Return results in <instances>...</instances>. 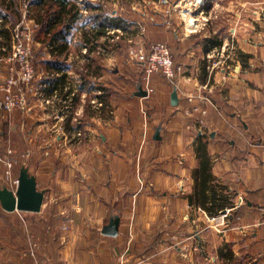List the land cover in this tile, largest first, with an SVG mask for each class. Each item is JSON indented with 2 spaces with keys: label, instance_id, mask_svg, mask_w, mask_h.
Listing matches in <instances>:
<instances>
[{
  "label": "crops",
  "instance_id": "obj_1",
  "mask_svg": "<svg viewBox=\"0 0 264 264\" xmlns=\"http://www.w3.org/2000/svg\"><path fill=\"white\" fill-rule=\"evenodd\" d=\"M203 1L212 9L223 4L238 11L232 17L234 28L222 33L207 28L206 35H198L207 24L210 27L209 17L201 25L196 23L197 30H189L185 19L172 20L178 12L176 5L161 15L163 19L151 16L139 27L143 42L170 45L175 63L183 68L177 87L161 75L147 77L130 59L129 45L125 48L120 43V49L110 51L116 53L115 58L100 56L101 72L91 76V81L106 88L104 97L112 115H90L82 99L76 111L79 118L71 117L73 124L75 119L84 121L88 137L82 150L70 144L65 152L72 154L54 156L49 176L42 168L27 167L39 190L46 191V199L70 197L60 215L72 212L73 228L78 213L84 210L89 216L81 226L92 231L79 235L76 228L68 241L57 238L66 242L59 264H199L198 245L205 254L206 249L212 252L222 247L220 251L228 244L238 259L264 264V14L244 18L240 11L263 7L264 0ZM158 4L163 6L161 0ZM224 46L230 55L227 65H223L224 56L202 65L207 53ZM113 59L117 64L111 69ZM139 87L147 92L145 97L137 95ZM174 90L179 100L176 107L171 100ZM158 127L162 139L156 141ZM55 136V149H65L64 137ZM201 137L208 141L213 185L233 202L226 208L229 214L224 209L210 216L191 203ZM64 166L69 167L67 171ZM42 213L44 208L38 214ZM117 213L121 216L119 235H104L103 226ZM207 219L216 222L219 234L205 226Z\"/></svg>",
  "mask_w": 264,
  "mask_h": 264
},
{
  "label": "rangeland",
  "instance_id": "obj_2",
  "mask_svg": "<svg viewBox=\"0 0 264 264\" xmlns=\"http://www.w3.org/2000/svg\"><path fill=\"white\" fill-rule=\"evenodd\" d=\"M71 1L79 3V0ZM85 1L90 2L92 5H98L99 3L107 10L109 15L114 14L116 17H123L127 27L124 30L122 29L119 37L116 38L115 36L116 40L114 42L110 41L111 44H107V47L103 46V41H105L103 37L100 38V41L90 44V38L86 36L85 32L93 33L95 24L91 22L89 15L84 16L81 14L83 17L75 22L68 36V40L71 41L67 61L70 66L68 69L70 75H68L64 93L69 95L75 92L74 95H70L71 99H66L67 95L65 94L55 97L53 96L54 93L50 95L47 92V89L52 85L48 86L49 83L46 82L53 74L46 70L44 62L49 61L53 56L50 55L49 48L35 39L39 26L31 17L33 9L30 2L23 0L20 3L21 21L16 22L13 26V19H11L6 25L12 28V45L10 48L7 44L0 48V158L2 159V162H0V188L13 189L22 166H29V168L31 166L35 171L42 168V171L49 176L53 171L52 159L54 156L67 157L68 153L72 154V151L65 152L70 144L82 150L83 143L88 135L83 133L82 137H78L75 132L79 130L85 132V128L82 126L84 121L83 119L82 121L75 119L73 124L71 118L72 116L79 118L76 111L82 105V99L88 106L90 115L99 114V117L103 118H109L112 115L107 96H102L105 105L98 109L90 102L95 96V91L89 94V88L93 86L97 89L100 84L98 81L96 83L89 81L88 85L83 83L82 77L87 72L86 67L90 62L100 59L101 55L115 58L116 55L114 54L116 53L112 54V52L119 48L120 43L127 48L130 45V38L134 43H141L143 38L139 35V27L144 21H147L146 19L155 16V18L161 20L163 14L176 5L177 9L175 10H178L179 13L176 12L172 20L181 22L182 19H185L187 22H183L184 26H186L185 23L190 21V18H194L201 25L205 22L203 18L209 17L210 27L207 24L204 29L197 31L198 35H206L204 30H207V28L214 29L218 33L229 32L231 28H234L232 17L238 12L234 11L235 9L224 8L223 4L221 5L222 8L215 7L212 9V6L207 4L206 1L199 8L196 0H170L171 4L163 6L157 5L159 0ZM186 4H189V6ZM158 9L159 11L156 12ZM190 9L193 14L187 13ZM240 11L244 18L263 17L264 6L260 8H241ZM254 11H257L258 14L255 15ZM197 29L194 27L192 30ZM180 32L182 31L180 30ZM90 47L94 50L89 59L85 56L89 53ZM214 60L218 61L219 59L214 58ZM113 61L115 66L110 65L111 69H114L117 64L115 59ZM205 63L208 66L207 57L202 61V65L204 66ZM30 77H33L31 81H29ZM56 130L57 132H55ZM67 131L73 132L68 134ZM192 132L193 137L196 136L195 128ZM55 135L64 137L61 142L68 144L63 149L64 151L61 150L60 146L55 149L58 145V142H55ZM57 150L59 152H56ZM148 160L149 158L144 160L142 164H146ZM9 161L13 164L12 168L5 164ZM152 162L153 159H151L149 165ZM63 168L67 171L69 167L64 166ZM53 198H45L44 206L46 205V207L43 206L44 213L41 215L23 211L19 215L18 213H8L2 209L0 202V264H59L57 259L64 250L66 242L64 245L57 238L65 237L68 241L76 228V233L79 235H86L89 230L92 231L91 227L86 226L83 228L81 226V222L86 221L84 219L89 217L87 211L84 212L83 210L82 213H78L80 216L76 217V228H73L74 221L70 223L71 219L74 220L72 212L62 214V218L60 215L61 207L69 205L70 197L69 199L68 197H58L57 200ZM61 221L65 222L63 226H61ZM215 225L216 222L212 223V220L207 219V225L205 226H208L211 232L218 233ZM211 232L210 234H212ZM194 237L196 238L195 235ZM81 245L84 246L79 244V246ZM197 248L198 250L195 253L198 258L197 262H201L199 264H232L231 261H225V258L220 257L218 249L222 247L217 249L214 247L212 252L206 249L205 254H203L199 245ZM242 264H253V260L246 259Z\"/></svg>",
  "mask_w": 264,
  "mask_h": 264
},
{
  "label": "trees",
  "instance_id": "obj_3",
  "mask_svg": "<svg viewBox=\"0 0 264 264\" xmlns=\"http://www.w3.org/2000/svg\"><path fill=\"white\" fill-rule=\"evenodd\" d=\"M23 0H0V48L7 44L11 47L12 28L6 25L13 19V26L16 22L22 20V12L20 3ZM29 1L33 9L32 18L36 25L39 26L35 39L49 48L50 55L53 56L49 61L44 62L47 71L52 72V77L48 82L50 86L49 93L54 89L60 90L64 94V88L68 79V53L71 47V41L68 36L79 20L81 8L77 2L71 0H24ZM84 8L90 12L89 18L95 24L93 33L85 32L89 36L90 44L100 41V38H105L103 46L107 47L112 36L108 35L111 27L123 29L127 27V23L123 17H116L114 14L109 15L107 10L98 3L92 5L90 2H84ZM16 18V19H15ZM95 32V33H94ZM87 38V37H86ZM94 48L90 47L86 57L91 58V53ZM100 59L90 62L86 67L87 72L84 73V84L88 85L91 81V76H98L102 66L98 64ZM106 90V88H103ZM197 157L199 167L196 169L194 179H196V187L194 195L191 198V203L200 206L210 216L219 215L228 206H232L229 195L218 193L213 185L215 181L212 175V157L209 153L208 141L205 137H201L197 144ZM220 257L225 258V261L232 264H242L243 259L235 257L234 250L231 245H227L226 249L219 251Z\"/></svg>",
  "mask_w": 264,
  "mask_h": 264
},
{
  "label": "built area",
  "instance_id": "obj_4",
  "mask_svg": "<svg viewBox=\"0 0 264 264\" xmlns=\"http://www.w3.org/2000/svg\"><path fill=\"white\" fill-rule=\"evenodd\" d=\"M84 2H85V0H79V3H77V5L80 8L83 7V8H81V14H83L84 16H88L90 12L87 10V8H84ZM161 2H162V5L171 4L170 0H161ZM196 4L199 6V8H201L204 5V1L203 0H196ZM188 12L191 13V9ZM83 15H82V17H83ZM196 23H197V20L194 23L191 22L190 29L194 28L196 26ZM120 32H121V29L116 28V27H111L108 31V35L112 36L110 41L114 42L116 40V38L119 37ZM115 36H116V38H114ZM129 44L130 45L128 47V54H129L130 59L132 61H134L135 63L139 64L144 69L147 77H152L153 75H159V76L161 75L170 84H172L174 87H177V80H178L180 74L182 73L183 68L175 63L173 54L171 53L170 45L167 42H164V41H159V42H150V41L146 42V41H144L143 42L142 41L141 43H134V41L130 38ZM227 47L224 46L222 50H217V49L213 50L212 49V51L207 53L206 57L208 58V61L211 59L213 60L215 57H218L222 60L223 56H224L223 65L224 64L227 65L226 61L229 60V58H230V55H228V54L226 55V53H225L226 52L225 50L226 49L228 50ZM84 52H86V50H84ZM68 75H70V74L68 73ZM32 78L33 77H30L29 81H31ZM82 80H83V78H82ZM48 86H50V85L48 84ZM97 87L98 88L95 89V87L91 86L89 88L88 93L91 94L95 91V93H94L95 96L92 98V100H90V102L92 103V105L95 108L98 109V108L104 106L105 103L103 102V98H102V96H104V94H103L104 91H103L102 87H99V86H97ZM49 90H50V87H49V89H47V92ZM51 94H53V96H55V97L56 96L59 97V96L63 95L60 90H56V89H54L52 92H50V95ZM74 94H75V92H73L72 94H69V95L65 94V95H67L66 99L67 98L71 99L70 95H74ZM188 100L190 101V103L194 102L193 98L189 97ZM192 110H196V107H193ZM75 133L78 137H82L84 131L82 132L81 130H79V131H76ZM0 162H2L1 158H0ZM5 164H7L9 168H12V166H13L11 161H9ZM18 180H19V178H18ZM18 180L15 181L14 188L11 189L15 192L17 191V189L19 187V185H18L19 181ZM241 202H242V200H241ZM226 210H227V212H226L227 214H229V212L231 211L229 209H226Z\"/></svg>",
  "mask_w": 264,
  "mask_h": 264
},
{
  "label": "water",
  "instance_id": "obj_5",
  "mask_svg": "<svg viewBox=\"0 0 264 264\" xmlns=\"http://www.w3.org/2000/svg\"><path fill=\"white\" fill-rule=\"evenodd\" d=\"M140 97H145L147 92L139 87L137 94ZM172 106L176 107L179 103L177 90H174L172 96ZM161 127L155 131L154 140H161ZM19 175V187L17 191H13L8 187L0 188V202L2 209L6 212H29L38 214L42 211L45 204V190H39L36 177L32 175L30 169L22 166ZM121 216L119 213L113 214L109 222L103 226L102 233L106 236L117 237L120 233Z\"/></svg>",
  "mask_w": 264,
  "mask_h": 264
},
{
  "label": "bare ground",
  "instance_id": "obj_6",
  "mask_svg": "<svg viewBox=\"0 0 264 264\" xmlns=\"http://www.w3.org/2000/svg\"><path fill=\"white\" fill-rule=\"evenodd\" d=\"M188 14H189V12H188ZM188 21H189V19H188ZM191 22H193V23H194V22H196V20H194V18H190V21L188 22V23H189V25H191ZM189 30H190V28H189ZM189 30H188V31H189Z\"/></svg>",
  "mask_w": 264,
  "mask_h": 264
}]
</instances>
